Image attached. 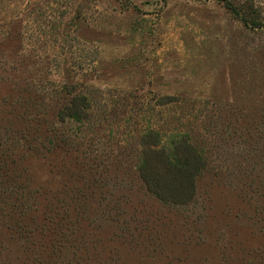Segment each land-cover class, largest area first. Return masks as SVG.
I'll use <instances>...</instances> for the list:
<instances>
[{
	"label": "rangeland",
	"instance_id": "1",
	"mask_svg": "<svg viewBox=\"0 0 264 264\" xmlns=\"http://www.w3.org/2000/svg\"><path fill=\"white\" fill-rule=\"evenodd\" d=\"M74 88L93 105L87 120L56 134L33 121L55 120L46 105ZM164 95L179 101L159 106ZM204 107L264 128V0H0V139L25 149L3 178L81 200L70 238L38 229L34 246L0 216V264H264L253 131L204 146L188 204L160 202L138 178V136L207 142ZM42 198L25 223H43Z\"/></svg>",
	"mask_w": 264,
	"mask_h": 264
},
{
	"label": "trees",
	"instance_id": "2",
	"mask_svg": "<svg viewBox=\"0 0 264 264\" xmlns=\"http://www.w3.org/2000/svg\"><path fill=\"white\" fill-rule=\"evenodd\" d=\"M59 94L61 95L60 100L58 99V101L54 103L50 102L49 105H46L47 107L49 106L55 120H46V111H43L41 119L33 120L37 125L42 126H47L50 123L54 124L52 129H47L46 131L49 133L53 132V134H56V131L60 128L56 127L57 125L64 126L69 122L87 120L93 108L90 98L84 94L76 93L75 88L73 90H61ZM36 96L37 98L49 99L44 93ZM178 101L179 99L175 97L164 95L160 98L158 105L168 106ZM220 109L209 110L204 107V109L199 111L198 116L201 117V119L198 118L199 123L201 125L208 123L206 130L203 131V129L199 128V132L203 131L200 137L206 135L207 142L203 141L202 138L196 141L189 133H184L181 137L171 134L168 140L164 138L161 141L162 135H159L158 132L152 129H147L145 133H141L138 136L137 146L140 158V163L137 167L138 178L142 181L146 190L160 202L175 206L190 203L196 194V179L206 170L208 165L206 157L207 149L204 146L208 143L209 146L216 149L215 142L218 139H224V136H229L230 132L236 133L239 131V135L242 136V132L253 131L256 147L259 152L251 159L252 163L257 164L264 156V128L254 127L250 130L252 128L251 121L253 116L250 114L244 117L240 120L241 124L236 123L237 126L233 125L232 122L225 124ZM191 110L196 112L194 107ZM36 116H38L37 113L34 117L31 115L29 119H35ZM258 140H261L260 145L258 144ZM60 141L66 142L65 139H61ZM19 142V139H16L13 143L7 139H0V216L13 222L11 229L13 230L16 227L17 231L15 233L23 238L24 241L31 243L32 246L35 245L32 234L38 229L42 233L48 232V234L55 237L60 235L61 238H70L75 232L76 223L79 221V210L81 209L80 197L74 196L69 201L65 199L64 194H55V196H52V200L44 196L45 192L41 191V189L30 188L28 183L17 190L8 185L6 183L7 180H4L5 178L3 177L7 176V168H10L8 178L12 179L15 176L16 159H20L17 152L25 150L20 147ZM48 142L53 145L52 141L48 140ZM243 152L247 156L252 155V151H249V149L243 148V151H240V153L242 154ZM241 170L243 169H239V171ZM252 172L250 171L249 175H252ZM260 172L262 173L259 174V179H264V169ZM258 187L260 189H256V191H259L264 199V184L260 182ZM38 198H42L45 202L43 206L45 216H43V223L40 227L35 221H32L30 224L23 221V216H26L27 212L36 211L35 207L38 206ZM261 208L264 219V203L261 205ZM5 209L8 211L6 212ZM71 210L74 214L75 219L73 221L75 222L72 221L71 224V221H69L71 225L67 227L65 221L68 223ZM14 213L17 214L16 219H14ZM54 219L57 220V223ZM52 224H54L53 227H51ZM41 238H43V234Z\"/></svg>",
	"mask_w": 264,
	"mask_h": 264
}]
</instances>
